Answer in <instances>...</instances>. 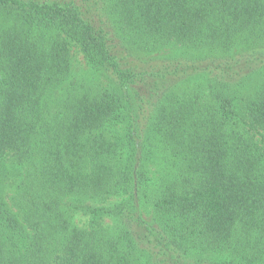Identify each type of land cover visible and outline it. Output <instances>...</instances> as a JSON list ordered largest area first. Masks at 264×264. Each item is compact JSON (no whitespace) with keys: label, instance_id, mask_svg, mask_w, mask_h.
<instances>
[{"label":"trees","instance_id":"1","mask_svg":"<svg viewBox=\"0 0 264 264\" xmlns=\"http://www.w3.org/2000/svg\"><path fill=\"white\" fill-rule=\"evenodd\" d=\"M0 264H264V0H0Z\"/></svg>","mask_w":264,"mask_h":264},{"label":"rangeland","instance_id":"2","mask_svg":"<svg viewBox=\"0 0 264 264\" xmlns=\"http://www.w3.org/2000/svg\"><path fill=\"white\" fill-rule=\"evenodd\" d=\"M73 52L75 55L74 65L79 66L81 72H83L86 75H90L93 78L94 73L92 70H90L89 66L86 64V60H85L83 54L81 53V51L78 48L74 47ZM172 52H174V51L173 50H166V51H162L159 53H155L154 55L155 56L156 55H165V54H171ZM101 80H103V79H101ZM144 216L147 220H149V221L151 220L152 216H151L149 210H144ZM73 222L80 227L86 226V224L88 223L87 218L85 216H82L81 214H79V212H76V214L73 215ZM104 222L106 224H111L112 220L107 218L104 220Z\"/></svg>","mask_w":264,"mask_h":264}]
</instances>
